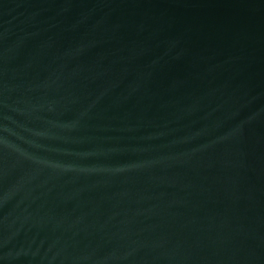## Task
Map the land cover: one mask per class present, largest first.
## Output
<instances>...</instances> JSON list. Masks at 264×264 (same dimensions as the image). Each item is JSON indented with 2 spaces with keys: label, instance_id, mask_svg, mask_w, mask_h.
Wrapping results in <instances>:
<instances>
[{
  "label": "water",
  "instance_id": "95a60500",
  "mask_svg": "<svg viewBox=\"0 0 264 264\" xmlns=\"http://www.w3.org/2000/svg\"><path fill=\"white\" fill-rule=\"evenodd\" d=\"M0 264H264V0H0Z\"/></svg>",
  "mask_w": 264,
  "mask_h": 264
}]
</instances>
